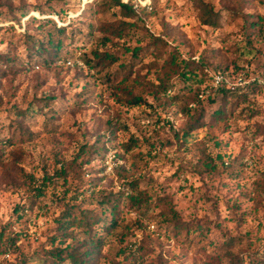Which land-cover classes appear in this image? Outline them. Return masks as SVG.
<instances>
[{"label":"rangeland","instance_id":"374dc122","mask_svg":"<svg viewBox=\"0 0 264 264\" xmlns=\"http://www.w3.org/2000/svg\"><path fill=\"white\" fill-rule=\"evenodd\" d=\"M123 1L141 18H126L135 21L132 37L114 38L107 47L118 60L96 71L84 55L105 49L98 39L111 35L101 28L119 19L100 0H0V49L12 59L8 67L0 61V264H42L46 251L75 243L61 239L59 220L76 204L100 211L101 191L123 201L115 230L107 232L106 220L97 226L106 242L96 264H264V41L251 27L264 17V0ZM201 1L218 13L216 25L204 24ZM32 16L68 26L60 58L37 51L44 35ZM154 37L165 42L161 54ZM193 61L187 70L195 67L198 78L221 73L220 64L228 69L202 101L189 103L204 109L209 125L186 136L179 102L193 84L183 65ZM158 76L171 83L159 99L150 94ZM224 85L228 117L210 124ZM127 90L151 105L128 106ZM73 159L81 180L53 176ZM212 159L218 168L209 170ZM46 174L53 179L45 184ZM138 178L151 201L146 212L126 199L125 184ZM165 200L189 230L165 220Z\"/></svg>","mask_w":264,"mask_h":264},{"label":"trees","instance_id":"16d2710c","mask_svg":"<svg viewBox=\"0 0 264 264\" xmlns=\"http://www.w3.org/2000/svg\"><path fill=\"white\" fill-rule=\"evenodd\" d=\"M243 0H237V2H242ZM201 8L203 13H201V18L203 19L204 24L214 26L217 24L218 13L214 11V8H209L207 4L201 1ZM99 7L103 11H113L115 15L118 16L117 22H110L104 24L102 26V30L104 33H110L111 36L100 37L99 43L105 49H93L91 51V55H84V60L90 69H95L96 71H102L105 68L109 67L110 64H113L118 60L119 57L113 52L110 51V48L107 46L112 44L111 48L118 43L114 38L123 39L126 36L129 37L133 35L134 29L132 27L135 25V21H128V19L141 18V14L139 10L134 6L132 1L124 2L123 0H100ZM239 8H236L235 14H239ZM128 18V19H126ZM33 22H39L42 28V33L44 35L43 39H39L37 51L41 54L42 52H46L48 55L52 56L53 59H57L61 57V51L65 47L67 36H68V26H58L57 23L52 18H37L32 16L29 20ZM53 26L56 29V33L52 32L49 28ZM251 27L257 28L255 32L257 35L262 38L264 41V17H258L257 21H252ZM259 28V29H258ZM27 33V32H26ZM155 48L161 54V48L164 47V40L161 37H154ZM36 46V45H35ZM140 50V48H137ZM136 50V51H139ZM249 53V52H248ZM172 54V53H171ZM11 58L8 54H5L2 49H0V61L4 62L8 67ZM177 56L174 54L169 58V65L177 64ZM195 64V62H185L183 68L185 71L182 75L185 77V81H192L193 84L188 87L187 95L185 98L181 99L179 102L180 111L182 114L188 117L187 123L184 127V133L186 136H190L195 130H198L204 127L207 124L205 120V111L201 109L198 111L197 109H192L189 107L190 102H200V96L206 94L208 88L212 87V81L214 76L208 75L204 73L201 78H198L194 73L195 67L187 70V68L191 65ZM215 72H221L225 75L228 69V65L223 66L220 64L216 67ZM7 70H4V73H1L3 76L6 74ZM129 75L125 76L124 79L128 80ZM169 79V78H168ZM166 77L163 79L158 76L157 81L155 82L153 90L150 91V94L153 95L154 98H162V95L166 94L170 90V80ZM107 83L111 82V76L108 75L106 79ZM223 88L219 90L220 93H223V100L220 107L215 110L211 114L210 124H214L218 121L224 120L228 117L227 107L229 105L228 95L229 89ZM218 92V93H219ZM209 94V93H208ZM211 101H215L212 98V95H208ZM245 97V96H244ZM124 102L130 106H141L144 104H149L145 97L141 94L135 93L133 90H127L124 96ZM239 102L237 103V105ZM151 105V104H149ZM234 110V109H233ZM110 124V122H109ZM209 125V124H207ZM263 129V127H262ZM108 130V129H107ZM113 132V131H111ZM129 143L124 144V147L127 150H131L135 144V140L133 137L130 139ZM134 140V141H133ZM87 144L81 147L82 150L77 155L80 156L82 153H88ZM96 153V151H94ZM222 155H219L218 158H222ZM207 166L209 170L217 169L218 165L213 161H210ZM83 166L81 163H78V159H73L70 162H63L61 166L56 167L54 170L53 176L58 178H63L65 181L68 180L70 176L81 180L83 178ZM52 175L46 174L44 176L45 184L46 182H52ZM139 178L128 181L125 185L130 188V193L126 197L129 200V203L135 209L145 212L149 210L151 205V201L149 199V195L146 193L145 189L141 187L139 184ZM261 193L264 194V185H260ZM100 195L97 196L96 200L98 201L99 206H101V210L97 211L96 209H83L79 205H73L69 210H65L63 213L61 220H59L58 232L61 239L72 238L75 243H70L66 247H55L50 251H46L47 257L43 260L42 264H96V255L101 250L102 246L106 242V237L101 236L98 233L97 226L103 222L104 220L108 221V223L104 226L107 232H112L119 226V211L117 210L122 201L123 197H119L112 192L101 191ZM94 196V195H92ZM160 201L164 200V198H160ZM163 205L168 206L167 209L163 208L162 216L165 217V220L170 221L174 224L176 230H189L191 223H187L182 220L180 214L174 207H169L170 202L165 200ZM80 209V213L75 211V208ZM76 227L79 228L84 238L75 240V232L71 230V228ZM64 242L63 240H61ZM25 264V263H23Z\"/></svg>","mask_w":264,"mask_h":264},{"label":"built area","instance_id":"2783aa9c","mask_svg":"<svg viewBox=\"0 0 264 264\" xmlns=\"http://www.w3.org/2000/svg\"><path fill=\"white\" fill-rule=\"evenodd\" d=\"M225 80L222 73H217L214 75L215 86L218 87Z\"/></svg>","mask_w":264,"mask_h":264}]
</instances>
